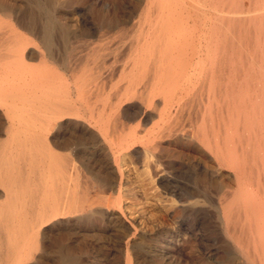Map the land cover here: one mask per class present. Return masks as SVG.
<instances>
[{"label":"rangeland","instance_id":"374dc122","mask_svg":"<svg viewBox=\"0 0 264 264\" xmlns=\"http://www.w3.org/2000/svg\"><path fill=\"white\" fill-rule=\"evenodd\" d=\"M182 7V0H0V81L7 89L3 96L0 94V177L4 185L13 183V177H6L5 169L7 161L14 160L13 176L21 168V182L27 189H15L19 196L21 192L24 195L14 204L0 199V219L5 223L0 251L4 259L10 251L9 243L16 245L8 263L59 264L56 257L62 253L72 261L70 264H264V231H258L261 213L254 214L253 205L247 206L246 212L254 214L251 218L247 213L250 223L239 211H243L241 204L247 199L244 187L252 184L255 188L254 173L260 169L258 161L264 155V146H259L260 151L253 138L258 128L263 129L260 135H264V119L256 118L250 110L253 101L244 106L235 104V98L243 92L245 95V88L231 91V85L246 76L250 63L247 49L253 48L254 39L248 41L243 32L235 29L225 44L219 45L224 50L217 57L224 55L225 70H210L207 64L199 63L202 57L196 55L197 43L182 35ZM46 10L53 21L51 54L41 44L39 34ZM32 12L34 29L29 30L25 24ZM58 28L65 29L66 42L61 40ZM155 35L157 39L153 38ZM253 44L258 57L250 77L255 81L263 53L260 42L254 40ZM172 58H176L175 62ZM203 58L208 63L209 58ZM152 60H162L164 68L159 70L162 66L157 67ZM229 69L237 70V75H228ZM166 71L182 74L166 79ZM69 91L72 95L68 112L72 117L65 114L58 118L52 107ZM124 94L128 95L126 99ZM149 96L152 97L148 99ZM51 109L54 114L49 112ZM234 116L241 118L237 121ZM257 122L261 124L257 126ZM200 127L207 132L199 131ZM33 135L60 155L62 162L55 165L41 158L30 139ZM202 136L204 140L209 138V145L201 141ZM216 146L219 150H215ZM230 148L232 153L227 151ZM238 174L242 176L240 180ZM35 187L39 188L34 205L45 202L43 205L54 211L34 231H22L25 208L31 198L29 190Z\"/></svg>","mask_w":264,"mask_h":264},{"label":"bare ground","instance_id":"6f19581e","mask_svg":"<svg viewBox=\"0 0 264 264\" xmlns=\"http://www.w3.org/2000/svg\"><path fill=\"white\" fill-rule=\"evenodd\" d=\"M29 1H33V0H29ZM182 2H183V7H182V35L184 36V38L187 40H191V41H195L196 43H197V46H198V48H197V50H195V52H196V55L198 56V57H202L201 59H200V62L199 63H201V65L202 66H204V65H206L207 64V66H209V67H211L210 68V70L213 68H217V70H225V63H227V61H225V57H224V55H223V57L222 58H218L217 57V54L218 53H220L221 51L223 52V50H224V48L223 47H221L223 44H225L224 43V41H225V39L227 38V36H228V34H233V31L235 30V29H238L239 30V32H243L244 33V37H246V38H249L248 39V41L249 40H252V38L255 40V42L256 43H258V42H260V45L259 46H261V47H259V50L264 54V0H182ZM47 11V10H46ZM171 14L173 13V12H170ZM159 14V13H158ZM46 21H45V24H43L42 25V27H40L41 29H40V32H39V34H40V41H41V44L43 45V47L46 49V51L48 52V54H51V49H52V46H53V37H52V28H53V24H52V15H51V13L49 12V11H47L46 12ZM157 16H159V15H157ZM169 16V15H168ZM164 18H165V15L163 16ZM166 17H167V14H166ZM34 18H35V16H34V13L32 12V14H30V21H28L26 24H25V26H26V28L27 29H29V30H33L34 29V27H33V21H34ZM161 19V18H160ZM156 21H158V20H156ZM155 21V22H156ZM164 22V21H163ZM153 23V22H152ZM165 23H166V21H165ZM170 23H171V21H170ZM154 24V23H153ZM168 24H169V22H168ZM177 25H178V23H176ZM175 24V25H176ZM163 25V23L161 24V26ZM172 25V24H171ZM180 26V25H179ZM170 26H168L167 28H169ZM171 28V27H170ZM175 30H176V27H175ZM149 31H150V29H149ZM169 31V30H168ZM168 31H167V34H168ZM172 31V30H171ZM179 31V30H178ZM148 32V31H147ZM146 32V33H147ZM161 32V31H160ZM163 32V31H162ZM170 32V31H169ZM236 32V31H235ZM58 33H59V35H60V38H61V40L63 41V42H66V40H67V33H66V31H65V29H59L58 28ZM174 33V32H173ZM177 33V32H176ZM181 33V32H180ZM243 33H242V35H243ZM169 34H171V32L169 33ZM236 34V33H235ZM147 35V34H146ZM169 36V35H168ZM173 36H174V34H173ZM172 36V37H173ZM176 36V35H175ZM238 36H240L239 34H238ZM142 37H144V36H142ZM156 37V35L153 37V38H155ZM243 37V36H242ZM243 37V38H244ZM146 38V37H145ZM168 38V37H167ZM149 39V38H148ZM156 39H157V37H156ZM161 39H159L158 41H160ZM166 40H168V39H166ZM170 40V39H169ZM174 40H176V39H174ZM254 40H252V45H253V48H246L247 50H248V53H249V59H250V63H249V65H248V71H247V66H246V76L243 78V80H239L240 82H235V80H234V82H235V84H237V85H231V91L232 90H236L237 89V91H238V89H241V88H245V95H244V92L242 93L243 95L240 97V95H239V97H237V98H235V100H234V102H235V104H238V106H241L240 104H243V106L245 105V104H247V103H252V101H253V104H252V106L253 107H251V104H249L250 105V107L251 108H253V109H250L251 111H252V113L256 116V118L257 117H260L261 118V120L262 119H264V56H263V54H261L262 55V59H261V63L259 64V71H258V77L256 78V80L254 81V80H252V76L250 75L251 74V70H253V69H251V68H253L252 66L254 65V63H255V61H256V59H257V57H258V55H257V53H256V51H257V46L256 45H254L253 44V42H254ZM154 41V40H153ZM157 41V42H158ZM238 41V40H237ZM236 41V42H237ZM243 41V40H242ZM166 42V41H165ZM164 42V43H165ZM175 42V41H174ZM171 44L170 45H172V42H170ZM182 45H183V43H182V41L180 42ZM189 43V42H188ZM233 43V42H232ZM159 44V43H158ZM175 44V43H174ZM228 44V43H227ZM239 44V43H238ZM241 44V43H240ZM244 44H245V42H244ZM170 45L168 46V47H170ZM181 45V46H182ZM219 45H221V46H219ZM243 45V44H242ZM242 45H241V47H242ZM177 46V45H176ZM166 47V46H165ZM235 47V46H234ZM236 47H237V45H236ZM244 47V46H243ZM60 48V47H59ZM167 48V47H166ZM178 48V47H177ZM183 48V47H182ZM220 48H221V50H220ZM232 48H230V50H231ZM229 50V49H228ZM238 50H240V49H238ZM253 51V52H252ZM162 52V51H161ZM176 52V51H175ZM190 52H191V50H190ZM189 52V53H190ZM236 52V51H235ZM239 52V51H238ZM166 53V52H165ZM231 53V52H230ZM236 54V53H235ZM244 54H245V52H244ZM156 55H160V54H156ZM170 55V54H169ZM187 55V54H186ZM185 55V56H186ZM233 55V54H232ZM163 56V55H162ZM195 56V55H194ZM207 57V58H209L208 59V63H204V61H203V57ZM231 56V55H230ZM158 57V56H157ZM181 57V56H180ZM241 57V56H240ZM239 57V58H240ZM59 58V57H58ZM163 58V57H162ZM161 58V59H162ZM188 58V57H187ZM194 58V57H193ZM169 59V58H168ZM179 59V58H178ZM191 59V58H190ZM145 60V59H144ZM148 60V59H147ZM171 60H173V58L171 59ZM174 60H176V58L174 59ZM173 60V62H175ZM183 60V59H182ZM207 60V59H206ZM247 60V59H246ZM245 60V61H246ZM177 61H179V60H177ZM190 62H191V60H189ZM198 61V60H197ZM239 61V60H238ZM152 62H155V64H157L158 66L157 67H161L162 66V64H163V61L162 60H152ZM189 62V63H190ZM248 62V61H247ZM188 63V62H187ZM235 63V62H234ZM241 63V62H240ZM239 63V64H240ZM153 64V63H152ZM168 64V63H167ZM166 64V65H167ZM246 64V63H245ZM142 65V64H141ZM221 65V66H220ZM235 65V64H234ZM164 66H165V64H164ZM168 66V65H167ZM206 66V67H207ZM219 66V67H218ZM142 67V66H141ZM151 67V66H150ZM179 67V66H178ZM182 67H183V65H182ZM205 67V68H206ZM221 67H223L224 69H222ZM238 67V66H237ZM164 67L162 66L161 68H159V70L160 69H163ZM172 68V67H171ZM197 68V67H196ZM203 68V67H202ZM202 68H200V69H202ZM208 68V67H207ZM228 68V67H227ZM255 68V67H254ZM145 69V68H144ZM158 69V68H157ZM168 69H169V67H168ZM168 69H166L167 71H168ZM171 70V69H170ZM172 70H173V68H172ZM176 70V69H175ZM189 70V69H188ZM166 71V73H168ZM257 71V70H256ZM154 72V71H153ZM152 72V73H153ZM156 72V71H155ZM170 72V71H169ZM185 72V71H184ZM200 72H202V70L200 71ZM244 72V71H243ZM252 72H255L254 70L252 71ZM158 73V72H157ZM156 73V74H157ZM162 73V74H161ZM161 73L159 72V74H161V75H163V73H164V71L162 72V70H161ZM228 75L229 74H231V73H233L234 75H237V73H238V71L237 70H235L234 72H233V70L232 71H230V69L228 70ZM144 74H145V72H144ZM143 74V75H144ZM159 74H157V75H159ZM176 74V76H178V75H181V74H178V73H175ZM175 74H171V73H168L167 74V76L165 77L166 79L167 78H170L171 76H175ZM7 75V74H6ZM201 75V74H200ZM254 76H255V74H253ZM8 76V75H7ZM104 76V75H103ZM146 76V75H145ZM202 76V75H201ZM200 76V77H201ZM211 76H212V74H211ZM219 76V75H218ZM232 76V75H231ZM251 76V77H250ZM25 77V76H24ZM157 77V76H156ZM236 77V76H235ZM16 78H18V77H16ZM141 78V77H140ZM164 78V77H163ZM1 79H3V77L2 76H0V80ZM6 81L8 80V79H6V78H4ZM14 79V78H13ZM12 79V80H13ZM19 79V78H18ZM23 79V78H22ZM25 79V78H24ZM145 79V78H144ZM147 79V78H146ZM145 79V80H146ZM171 79V78H170ZM176 79H177V77H176ZM228 79H229V77H228ZM233 79V78H232ZM242 79V78H241ZM15 80V79H14ZM32 80V79H31ZM33 80H34V78H33ZM140 80V82H138L139 83V85H140V83L142 82L141 81V79H139ZM144 80V81H145ZM149 80V79H148ZM147 80V81H148ZM156 80V79H155ZM159 80V79H158ZM162 80V79H161ZM161 80H160V82H159V84L161 83ZM174 80V79H173ZM144 81H143V83H144ZM172 81V80H171ZM175 81V80H174ZM12 82H14V81H12ZM29 82H32V81H29ZM135 82V81H134ZM156 82H158V81H156ZM155 82V83H156ZM165 82L166 83H168L167 82V80H165ZM212 82V81H211ZM230 82V81H229ZM28 83V82H27ZM26 83V84H27ZM166 83H163L162 82V84H165L166 85ZM175 83V82H174ZM174 83H171L172 84V86H173V84ZM131 84V83H130ZM129 84V85H130ZM142 84V83H141ZM153 84H154V82H153ZM158 84V85H159ZM171 84H170V86H171ZM182 84V83H181ZM185 84V83H184ZM227 84V83H226ZM233 84V83H232ZM15 85V84H14ZM13 85V86H14ZM21 85V84H20ZM157 85V86H158ZM164 85V86H165ZM5 86H7V85H5L4 84V87ZM12 86V87H13ZM17 86H18V84H17ZM16 86V87H17ZM23 86V85H22ZM21 86V87H22ZM71 86V85H70ZM167 86H169V85H167ZM171 86V87H172ZM205 86V85H204ZM209 86H210V81H209ZM10 87V86H9ZM15 87V86H14ZM66 87V86H65ZM132 87V86H131ZM154 89H156L155 88V84H154ZM175 87L176 86H174V89H175ZM211 87V86H210ZM25 88V87H24ZM129 88H130V86H129ZM137 88V87H136ZM158 88V87H157ZM168 88H170V87H168ZM177 88H178V86H177ZM225 88V87H224ZM236 88V89H235ZM10 89H13V88H11L10 87ZM60 89V88H59ZM58 89V90H59ZM131 89V88H130ZM129 89V90H130ZM138 89V88H137ZM146 89H147V86H146ZM179 89V88H178ZM7 90V89H6ZM6 90L3 88V86H2V81H0V94L2 95V94H4L5 92H6ZM14 90V89H13ZM23 90V89H22ZM54 90H55V88H54ZM54 90H52L53 92H54ZM61 90V89H60ZM60 90H59V92H60ZM63 90V89H62ZM150 90H151V88H150ZM148 91V94H149V92H151V91ZM159 90H160V86H159ZM156 91V93H158V92H160V91H162V92H160V94L161 93H163V90H160V91ZM165 90V89H164ZM212 91H213V89H211ZM9 91V90H8ZM7 91V92H8ZM49 91V90H48ZM48 91H46V92H48ZM125 91V90H124ZM128 90H127V88H126V91L125 92H127ZM10 92V94L12 93L11 91H9ZM17 92V91H16ZM15 92V93H16ZM23 92V91H22ZM50 92V91H49ZM185 91H183L182 93L186 96V95H188V94H185L184 93ZM226 92V91H225ZM224 92V93H225ZM24 93V92H23ZM22 93V95H24ZM122 94H123V92H121ZM152 93H154V92H152ZM235 93V92H234ZM237 93V92H236ZM14 94V93H13ZM19 94V93H18ZM53 94V93H52ZM55 94V93H54ZM60 94H61V92H60ZM71 94V92L69 91L68 93H67V95H66V97H65V99H61V100H58L56 103H54V105H53V107H52V109H53V112H55L57 115H58V118H59V116L61 117V115H63V117H64V115L65 114H69V112H68V108H69V100L71 99L70 98V96L72 95H70ZM130 94V93H129ZM151 94V93H150ZM6 95V94H5ZM8 95V94H7ZM20 95H21V93H20ZM26 95V94H25ZM24 95V96H25ZM47 95V94H46ZM56 95H59V93L58 94H56ZM158 95V94H157ZM156 95V98L158 97ZM184 95H182V96H184ZM3 96V95H2ZM44 96V95H43ZM49 96H51V95H49ZM128 96V95H127ZM127 96L125 97V94H124V97H125V99L127 98ZM160 96V95H159ZM161 96H163V95H161ZM224 96H225V94H224ZM10 97V96H9ZM13 98H14V96H12ZM15 97H18V96H15ZM123 97V96H122ZM152 97V96H151ZM150 96L149 97H147L148 99L149 98H151ZM166 97V96H165ZM226 97V96H225ZM1 98V97H0ZM3 98V97H2ZM6 98V97H5ZM13 98H11V99H13ZM25 98V97H24ZM27 98V97H26ZM211 98H213V97H211ZM42 99V98H41ZM45 99V98H44ZM60 99V98H59ZM179 99H181L180 97H179ZM178 99V100H179ZM208 99V98H207ZM228 99V98H227ZM49 100V99H48ZM54 100V99H53ZM52 100V102H54ZM147 100V99H146ZM154 100V99H153ZM168 100V98H166L165 99V104H166V101ZM177 100V101H178ZM213 100V99H212ZM124 101V100H123ZM148 101V100H147ZM146 101V102H147ZM151 101V100H150ZM159 101V100H158ZM157 101V102H158ZM164 101V100H163ZM181 101H182V99H181ZM223 101H224V99H223ZM48 101H46V103H47ZM73 102V101H72ZM212 102V101H211ZM210 102V103H211ZM229 101H227L226 103H228ZM232 102V101H231ZM50 103V102H49ZM71 103V102H70ZM151 103H152V101H151ZM155 103H156V101H155ZM215 103V102H214ZM74 104V103H73ZM163 105V106H166V105ZM169 104V103H168ZM170 104H172V103H170ZM175 104V103H174ZM179 104V103H178ZM177 104V105H178ZM212 104V103H211ZM216 104V103H215ZM214 104V105H215ZM234 104V103H233ZM148 105V104H147ZM210 105V104H209ZM228 105V104H227ZM254 105H256V106H254ZM13 106H15V105H13L12 104V107ZM73 106V105H72ZM181 106H182V104H181ZM216 106V105H215ZM16 107H18V106H16ZM71 107V106H70ZM83 107V106H82ZM81 107V108H82ZM180 107V106H179ZM178 107V108H179ZM194 107H195V105H194ZM217 107H218V105H217ZM229 108V106H226V108ZM232 107V106H231ZM234 107H235V105H234ZM256 107V108H255ZM14 108V107H13ZM13 108H11V110L13 109ZM21 108V107H20ZM19 108V109H20ZM23 108V107H22ZM22 108L20 109L21 111H22ZM38 108V110H39V107H37ZM45 108V107H44ZM166 108V107H165ZM245 108H246V106H245ZM15 109V108H14ZM18 109V110H19ZM52 109L49 111V112H51L52 111ZM71 109V108H70ZM231 110L233 109V108H230ZM241 109H244V108H241ZM248 109V110H249ZM3 110V109H2ZM17 110V109H16ZM24 110V109H23ZM80 110V109H79ZM235 110V109H234ZM233 110V111H234ZM237 110H239V107H238V109ZM246 110V109H245ZM13 111H15V110H13ZM42 111V110H41ZM173 111H175V110H173ZM240 111H242V110H240ZM8 112V111H7ZM34 112V111H33ZM46 112V111H45ZM53 112H51V113H53ZM76 112V111H75ZM165 112V111H164ZM232 112V111H231ZM230 112V113H231ZM238 112V111H237ZM243 112V111H242ZM245 112V111H244ZM13 113V112H12ZM23 113H24V111H23ZM230 113H229V115H230ZM14 114V113H13ZM13 114H11V116L13 115ZM16 114V113H15ZM25 114V113H24ZM54 114V113H53ZM238 114H240V113H238ZM243 114V113H242ZM20 116H21V114H19ZM26 115V114H25ZM38 115V114H37ZM42 116H44V114H41ZM52 115V114H51ZM76 115H77V113L75 114V117H76ZM225 115H226V112H225ZM228 115V114H227ZM231 115H232V113H231ZM235 115V114H234ZM248 115V114H247ZM14 116V115H13ZM17 117H18V114L16 115ZM22 116H24L23 114H22ZM21 116V117H22ZM69 116H70V114H69ZM82 116H84V115H82ZM183 116H184V114H183ZM221 116V115H220ZM242 116V115H241ZM245 116H246V113H245ZM245 116L243 117L244 119H245ZM251 116V118H253L252 117V115H250ZM28 117V116H27ZM70 117H72V115L70 116ZM79 117V116H78ZM167 117V116H166ZM235 117V116H234ZM240 117V116H239ZM239 117L237 116V118L239 119ZM56 118V117H55ZM171 118V117H170ZM228 118H231L230 116L229 117H227V120H228ZM236 118V117H235ZM237 118H236V120H237ZM241 118V117H240ZM247 118V117H246ZM40 119V118H39ZM43 119H44V117H43ZM42 119V120H43ZM50 119V118H49ZM61 119V118H60ZM162 119V118H161ZM165 119V118H164ZM220 119H222L221 117H220ZM56 120V119H55ZM142 120H144L143 118H142ZM167 120V119H166ZM172 120V119H171ZM170 120V121H171ZM230 120H232V119H230ZM230 120H228V121H230ZM248 120H249V118H248ZM145 121V120H144ZM143 121V122H144ZM211 121H212V119H211ZM210 121V122H211ZM223 121V120H222ZM237 121H239V120H237ZM254 121V120H253ZM57 122V121H56ZM165 123H164V125H166L167 123H166V121H164ZM203 122V121H202ZM232 122V121H231ZM230 122V123H231ZM245 122H249V121H245ZM42 123V122H41ZM54 123H55V121H54ZM146 123V122H145ZM171 123V122H170ZM187 123V122H186ZM224 123V122H223ZM222 123V124H223ZM229 123V122H228ZM229 123V124H230ZM254 123V122H253ZM260 123V122H259ZM258 122L256 123V125L257 126H259L258 124H259ZM49 124V123H48ZM178 124V123H177ZM211 124H213L212 122L210 123V130L213 128V127H211L212 125ZM229 124H228V127H230L229 126ZM261 124V123H260ZM263 124H264V122H263ZM43 125H45V124H43ZM47 125V124H46ZM203 125H204V122H203V124H202V127H203ZM244 126H246L245 124H243ZM242 125V126H243ZM11 126V125H10ZM205 126V125H204ZM235 126V125H234ZM248 126V128L247 129H249V127H250V125L248 124L247 125ZM252 126H254V125H252ZM46 127V126H45ZM162 127V126H161ZM177 126H175L174 128H176ZM225 127V126H224ZM241 127V126H240ZM173 128V129H174ZM184 128V127H183ZM208 128V127H207ZM217 128H218V126H217ZM227 128V127H226ZM225 128V129H226ZM238 128H239V125H238ZM245 128V127H244ZM251 128V127H250ZM173 129H171V131L173 130ZM191 129H193V128H191ZM199 129V128H198ZM234 129V128H233ZM235 129H237V127L235 128ZM234 129V130H235ZM243 129V128H242ZM247 129H245V130H247ZM256 129V128H255ZM168 130V129H167ZM175 130H177V129H175ZM182 130V129H181ZM180 130V131H181ZM185 130L186 129H184V132H185ZM203 130V129H202ZM204 130H206V129H204ZM201 131V127H200V130L199 131H201L202 133L204 132V133H206L207 131ZM227 130V129H226ZM230 130V129H229ZM234 130H233V132H234ZM251 130V129H250ZM249 130V131H250ZM156 131V130H155ZM189 131H193V130H189ZM195 131V130H194ZM193 131V132H194ZM228 131V130H227ZM248 131V130H247ZM154 132V131H153ZM152 132V133H153ZM166 132V131H165ZM170 132V131H169ZM175 132V131H174ZM183 132V133H184ZM186 132H188V131H186ZM198 131H196V133H197ZM219 132V131H218ZM246 132V131H245ZM263 132V129H261V128H258V130H256L255 131V133H253V129H252V132H250L251 134L253 133L254 134V137L253 138H255V143L257 144L258 143V147L257 146H254L255 148L257 147V148H259V150H260V145L263 147L264 146V135H260L261 133ZM164 133V132H163ZM179 134H180V132H178ZM201 133V134H202ZM231 133V132H230ZM236 133H237V131H236ZM32 134H36V133H32ZM166 134V133H165ZM169 134H171V133H169ZM173 134V133H172ZM185 134V133H184ZM200 134V135H201ZM213 134H214V132H213ZM212 134V135H213ZM222 134V133H221ZM233 134H235V133H233ZM242 134H243V131H242ZM259 135V136H256V135ZM155 135H156V133H155ZM159 135V134H158ZM187 135V134H186ZM231 135V134H230ZM250 135V134H249ZM38 136H39V134H38ZM38 136H36V135H33L32 137H30V139H31V141L33 142V145H34V147H36L35 149H36V152H37V154H40V156H41V158H43V159H46V160H48V162H50V164L51 163H55V165H56V163L58 162H62V160H63V158L60 156V155H58V154H55L54 152H53V150H52V148L47 144L46 146L45 145H43V144H41V140H40V138L38 137ZM131 136V135H130ZM163 136L165 137V135L163 134ZM163 136H162V138H163ZM181 136V135H180ZM183 136V135H182ZM198 136V135H197ZM214 136V135H213ZM217 135H215V137H216ZM224 136H226V135H224ZM246 136V138H247V135H245ZM251 136V135H250ZM40 137H42V136H40ZM184 137V136H183ZM204 136H202V139H201V141L203 140V142L205 141V143H206V141H208V139L209 138H211L210 137V135H209V138L207 139V140H204V138H203ZM214 137V138H215ZM229 137H232V135L231 136H229ZM235 137V136H234ZM249 137V136H248ZM252 137V136H251ZM153 138V137H152ZM185 138V137H184ZM217 138V137H216ZM227 138V137H226ZM236 138V137H235ZM240 138V137H239ZM223 139H224V137H223ZM232 139H234V138H232ZM237 139V138H236ZM242 139H244V138H242ZM71 140V139H70ZM211 140H213V138L211 139ZM238 140V139H237ZM68 141V140H67ZM214 141V140H213ZM217 141V140H216ZM220 141V140H219ZM225 141V140H224ZM230 141V140H229ZM232 141V140H231ZM240 141V140H239ZM249 141H250V137H249V139H248V143H249ZM30 142V141H29ZM218 142V141H217ZM253 142V141H252ZM23 143V142H22ZM24 143H25V141H24ZM24 143H23V145H24ZM31 143V142H30ZM208 143V142H207ZM206 143V144H207ZM233 144H234V142H232ZM239 143V142H238ZM246 143H247V141H246ZM245 143V144H246ZM13 144V143H12ZM32 144V143H31ZM60 144V143H59ZM204 144V143H203ZM214 143H212V145H213ZM215 144H216V142H215ZM214 144V145H215ZM223 144H224V142H223ZM226 144H227V142H226ZM251 144V143H250ZM254 144V143H253ZM32 145V146H33ZM207 145H209V144H207ZM206 145V146H207ZM218 145V144H217ZM225 145V144H224ZM232 145V144H231ZM25 146V145H24ZM61 146V145H60ZM63 146H65V144L63 145ZM234 146V145H233ZM240 147H241V145H239ZM246 146V148H247V146L248 145H244V147ZM37 147H39L38 149H37ZM204 147V146H203ZM218 146H216L215 147V150H216V148H217ZM222 147L224 148V146L222 145ZM235 147H236V145H235ZM249 147V146H248ZM254 147H251V149L253 148V150H254ZM25 148V147H24ZM207 148H209V147H207ZM211 148V147H210ZM209 148V149H210ZM234 148V147H233ZM233 148H230V149H228L227 151H230L231 149H233ZM31 149H33V148H31ZM218 149V148H217ZM225 149V148H224ZM223 149V150H224ZM236 149V148H235ZM234 149V150H235ZM249 148H247V150H248ZM262 149V148H261ZM124 150V149H123ZM208 150V149H207ZM215 150H213L214 152H215ZM219 150V149H218ZM217 150V151H218ZM253 150H252V152H253ZM258 150V149H257ZM28 151H29V149H28ZM209 151V150H208ZM241 151V150H240ZM251 151V150H250ZM255 152H256V149L254 150ZM261 151V150H260ZM210 152V151H209ZM219 152H221V151H219ZM231 152V151H230ZM236 152V151H235ZM262 152H263V150H262ZM218 153V152H217ZM224 153H225V150H224ZM228 153V152H227ZM232 153V152H231ZM244 153H245V151H244ZM257 153V152H256ZM261 153V152H260ZM260 153H258V154H260ZM22 155H20V156H22L23 158H21V157H19V158H21V159H24V153H21ZM210 154H211V152H210ZM230 154V153H229ZM235 154V153H234ZM234 154H233V156H234ZM251 154V153H250ZM257 154V155H258ZM32 155V154H31ZM228 155V154H227ZM227 155H226V157H227ZM236 155V154H235ZM248 154L247 153H245V157L247 156ZM13 156V155H12ZM11 156V157H12ZM116 156V155H115ZM213 156V155H212ZM215 156V155H214ZM221 156V155H220ZM219 156V157H220ZM240 156H242V154L240 155ZM252 156V155H251ZM260 156V155H259ZM218 157V156H217ZM228 157H230V156H228ZM227 157V158H228ZM236 157H237V155H236ZM236 157L234 156V158L236 159ZM258 157V156H257ZM261 157V159H259V164H260V169H257V173H254L256 176H255V181H254V187L255 188H253L251 185L252 184H250V185H248L247 187L248 188H245L244 187V189H245V194H246V196H244V197H246L247 199H245L244 197H241V198H243V199H245V200H243L242 201V204L241 205H243V206H241L242 207V209H243V211L242 210H239V211H241V212H243L244 214V217L243 216H241V218L243 217V219H244V221H246L247 220V213H248V215L250 216L251 214H249V213H251V211L250 212H246V207L247 206H250V205H253L252 206V213L254 212V214H256V212L258 211V213L260 212L261 214V216L259 217L260 219H259V221H260V225H258L259 226V229H258V231H264V155H261L260 156ZM260 157H258V158H260ZM34 158V157H33ZM224 158V157H223ZM243 158H244V156H243ZM17 159V158H16ZM42 159V160H43ZM229 159V158H228ZM233 159V158H232ZM234 159V160H235ZM240 159H241V157H240ZM246 159V158H245ZM253 159V158H252ZM257 158H255L254 160H256ZM215 160H217L216 158H215ZM12 161H14V160H12ZM12 161H7L8 162V166H7V168L5 169V172H6V177H8L9 179L11 178V177H13V183H10L9 185H4L3 183H2V178L0 177V185L3 187V191L1 190L0 191V199H4V203L5 204H8V205H10V204H14L15 203V201L16 200H18V198L21 196V195H24V194H22L23 192H21V194H20V196H19V194L18 193H16L15 192V189H21V191H25L26 190V192H27V189L25 188L26 186H24L23 184H22V182L21 181H23V178H24V176H23V173H22V170H21V168H18V171H17V174H15L14 176H13V170L15 169V166H14V163L12 162ZM229 161V160H228ZM231 161V160H230ZM242 161H243V159H242ZM241 161V162H242ZM247 161H248V159H247ZM252 161V160H251ZM256 161V162H257ZM28 162V161H27ZM38 162V161H37ZM36 162V163H37ZM244 162V161H243ZM257 162V163H258ZM19 163H20V161H19ZM18 163V164H19ZM39 163V162H38ZM214 163V162H213ZM226 163H227V161H226ZM233 163H234V161H233ZM250 163V162H249ZM254 163V162H253ZM7 164V163H6ZM229 164V163H228ZM246 164V163H245ZM227 165V164H226ZM234 165V164H233ZM235 165H237V167L239 168V166L241 165H239V163H238V161L236 162V164ZM251 165V164H250ZM250 165H248V166H250ZM256 165V164H255ZM258 165V164H257ZM17 167H18V165H16ZM49 166V165H48ZM214 166H216V165H214ZM218 166V165H217ZM222 166V165H221ZM253 166V165H252ZM40 167V166H39ZM54 167V166H53ZM229 167V166H228ZM232 167V166H231ZM244 167H246L247 168V166H244ZM253 167H256V166H253ZM55 168V167H54ZM49 168H47V172H49V170H48ZM248 169V168H247ZM220 170V169H219ZM254 170V169H253ZM252 169L250 170V171H253ZM213 171V170H212ZM241 171H242V169H241ZM256 171V170H255ZM4 172V173H5ZM51 172V171H50ZM39 173V172H38ZM46 173V172H45ZM213 173V172H212ZM238 173H239V171H238ZM242 173H243V171H242ZM241 174V173H240ZM240 174H238V180H240V178L242 177V176H240L239 177V175ZM248 174H249V172H248ZM30 175V172L28 173V176ZM43 176H45V175H43ZM31 177V176H30ZM253 177V176H252ZM38 178V177H37ZM249 178V177H248ZM250 179V178H249ZM43 180V179H42ZM236 182H238V181H236ZM241 182V181H240ZM239 183V182H238ZM242 184H244L243 182H241ZM238 185V184H237ZM244 185H246V184H244ZM24 186V187H23ZM45 186H46V184H45ZM53 186V185H52ZM240 186H243V185H240ZM250 186V187H249ZM43 187V186H42ZM239 187V186H238ZM238 187H237V189H238ZM38 188L39 187H35V188H33V189H31V190H29V194H31V198L29 199V201H27V204H28V207H26L25 208V220H24V223H23V226H21L22 227V231H34L35 230V228L37 227H40V225L43 223V222H45V221H47L50 217H49V215L51 214V212L52 211H54V209L51 211V208L50 207H46V206H44L43 204L45 203L44 201V203L43 204H41V205H39V206H35L34 204L36 203V200H35V193L38 191ZM241 188V187H240ZM23 189V190H22ZM242 189V188H241ZM56 190V189H55ZM25 192V193H26ZM65 192V191H64ZM235 192V191H234ZM239 192H240V190H239ZM236 193V192H235ZM235 193H233V194H235ZM243 193V192H242ZM61 194V193H60ZM60 194H59V196H60ZM232 194V193H231ZM240 195V194H239ZM244 195V194H243ZM242 195V196H243ZM53 196V195H52ZM56 196V195H55ZM55 196H53V197H55ZM58 196V197H59ZM228 196V195H227ZM226 196V197H227ZM230 197H232V196H230ZM240 197H238L239 199H240ZM43 198L45 199V197L43 196ZM48 199H49V197H47ZM46 198V199H47ZM228 198V197H227ZM233 198H235L234 196H233ZM251 198V199H250ZM55 199H56V197H55ZM54 199V200H55ZM59 199V198H58ZM26 200L27 199H25V202H26ZM87 200V199H86ZM231 200H233V199H231ZM238 200V199H237ZM240 200H242V199H240ZM248 200V201H247ZM24 201V200H23ZM40 201V200H39ZM47 201V200H46ZM59 202H60V200H59ZM229 202V201H228ZM50 203V202H49ZM53 203L55 204V201H53ZM52 203V204H53ZM56 203H58V201L56 202ZM25 204V203H24ZM233 204V203H232ZM51 205V204H50ZM56 205H58V204H56ZM66 205V204H65ZM76 205H78V203L76 204ZM12 207H13V205H12ZM73 207H74V204H73ZM78 207V206H77ZM230 207V206H229ZM257 207H258V209H257ZM7 209H9V207L7 208ZM237 209V208H236ZM249 209V208H248ZM55 210H56V208H55ZM233 210V209H232ZM231 210V211H232ZM237 210V211H238ZM251 210V209H250ZM224 211V210H223ZM230 211V212H231ZM228 212V211H227ZM10 213V212H9ZM235 213V212H234ZM257 213V214H258ZM254 214H252L250 217L251 218H253L254 216ZM11 213L9 214V219L8 220H11V219H13L11 216ZM54 215H55V213H54ZM241 215V214H240ZM7 216V215H6ZM22 216V215H21ZM228 216V215H227ZM253 216V217H252ZM16 217V216H15ZM239 217V216H238ZM7 218V217H6ZM19 218V217H18ZM255 218H257L256 217V215H255ZM231 220V219H230ZM3 221V219H0V243H3V240H2V233H1V230H2V228H4V225H5V223L4 222H2ZM258 221V220H257ZM12 222V221H11ZM235 222H237V221H235ZM243 222V221H242ZM246 222H250L249 221V219L246 221ZM253 222H254V219H253ZM252 222V223H253ZM19 223V222H18ZM244 223V222H243ZM251 223V222H250ZM245 224V223H244ZM17 225H19L18 227L19 228H21L20 227V224H17ZM241 225V224H240ZM243 225V224H242ZM251 225V224H250ZM252 225H256L255 223L254 224H252ZM237 226H238V224H237ZM244 226V225H243ZM12 227V226H11ZM238 228V227H237ZM236 228V229H237ZM245 229V228H244ZM243 229V230H244ZM13 230V229H12ZM241 231V230H240ZM245 231V230H244ZM15 232V229H14V231H13V233ZM259 233V232H258ZM10 234H12L11 232H10ZM18 234H19V232H18ZM23 234V233H22ZM22 234H21V236L20 237H24V236H22ZM15 236V235H14ZM33 236V235H32ZM12 240H14V239H12ZM22 240V239H21ZM260 240H261V238H260ZM259 240V241H260ZM264 241V240H263ZM19 243V242H18ZM17 243V244H18ZM261 243V242H260ZM9 253H7V255H6V258L4 259V255H3V252L2 251H0V264H10V263H8V261L13 257V252L15 251L14 250V248H15V246L16 245H14V242H11V243H9ZM259 247H260V245H258ZM263 246V245H262ZM259 247H257V248H259ZM261 249V248H260ZM262 249H264V248H262ZM14 250V251H13ZM259 251V250H258ZM262 251V250H261ZM259 253H261V252H259ZM12 254V255H11ZM29 254V253H28ZM27 254V255H28ZM26 255V256H27ZM262 255V254H261ZM57 262L59 263V264H70V263H72V261L70 260V259H68L67 258V256L66 255H64V254H62V253H60L57 257ZM27 259H28V256H27ZM264 260V259H263ZM26 261V260H25ZM24 261V262H25ZM264 262V261H263ZM262 262V263H263ZM21 263V262H20Z\"/></svg>","mask_w":264,"mask_h":264}]
</instances>
